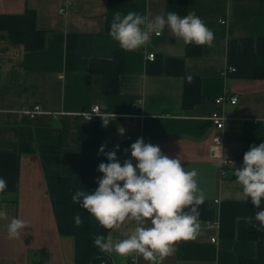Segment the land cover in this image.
Masks as SVG:
<instances>
[{
    "label": "crops",
    "instance_id": "1",
    "mask_svg": "<svg viewBox=\"0 0 264 264\" xmlns=\"http://www.w3.org/2000/svg\"><path fill=\"white\" fill-rule=\"evenodd\" d=\"M187 3L188 13L195 12L215 33L213 47L202 46L198 58L188 57L186 44L167 27L136 51L122 49L109 36L115 16L166 15L168 0H0V16L31 10L36 30L45 35L44 48L29 52L0 30V178L7 181L0 207L9 220L28 225L21 238L9 239L7 221H0V264H73V240L58 232L47 179L78 175L82 157L106 155H98L102 145L107 153L128 138L124 160L132 159L131 144L143 138L169 158L179 157L187 170L196 169L206 197L199 206V234L178 241L163 264H239L241 257H257V241L239 236V225L249 216L258 223L254 215L260 209L241 198L231 166L217 165L227 156L233 166H242L237 158L264 143V77L254 76L257 40L264 38V0ZM118 50L126 60L121 90L107 96L102 77L91 74L89 66ZM188 77L200 79L202 100L185 110ZM226 93L237 96L238 103L215 104ZM35 106L40 112L32 117L26 110ZM94 106L99 113L87 120ZM215 111L225 118L222 131L211 120ZM100 117L109 118L107 127ZM219 133L222 146L213 152ZM22 143L32 153L21 154ZM41 147L58 152L42 153ZM134 228V222L125 223L107 237L115 242ZM257 237L264 241V231H257ZM109 257L111 264H150L136 253Z\"/></svg>",
    "mask_w": 264,
    "mask_h": 264
},
{
    "label": "clouds",
    "instance_id": "2",
    "mask_svg": "<svg viewBox=\"0 0 264 264\" xmlns=\"http://www.w3.org/2000/svg\"><path fill=\"white\" fill-rule=\"evenodd\" d=\"M63 15V9L60 10ZM170 29L176 39L185 44L213 47L215 33L202 19L191 12L181 17L175 12L148 17L137 12H128L121 17L115 16L110 25L109 36L126 51H136L151 43L153 34L159 36L165 28ZM107 127L108 117H100ZM123 134L124 130H120ZM106 145L98 150L106 154L108 163H100L98 171L103 173L97 179L98 187L92 191L77 189L72 201L85 209L103 228L120 229L125 223H135L126 238L113 241L97 235L94 246L104 254L127 258L131 254L141 255L150 264H163L165 258L175 252V245L181 240L195 239L199 234V206L206 199L198 186V171L187 170L179 157L172 159L164 155L159 146L145 143L138 138L130 146L132 159L123 165L117 158L119 145L105 153ZM127 151V150H126ZM133 159L137 161L133 164ZM233 161L226 156L219 166L230 164L234 169L235 183L240 186L241 198L251 200L255 209L254 220L249 216L246 221L256 231H264V143L251 146L245 152L243 165L233 167ZM7 181L0 178V194L5 193ZM75 224L83 221L76 215ZM0 221H7L9 239H19L28 227L25 221L11 218L0 207Z\"/></svg>",
    "mask_w": 264,
    "mask_h": 264
},
{
    "label": "trees",
    "instance_id": "3",
    "mask_svg": "<svg viewBox=\"0 0 264 264\" xmlns=\"http://www.w3.org/2000/svg\"><path fill=\"white\" fill-rule=\"evenodd\" d=\"M167 12H175L180 16L188 15L187 0H168ZM108 25V31H110ZM0 30H5L16 43H22L27 50L39 51L44 48L45 35L35 28V13L28 10L23 15L0 16ZM188 57L198 58L202 54V46L186 44ZM125 54L123 50L115 51L109 60H91L89 70L93 75L102 77V91L107 96L118 95L120 89V78L124 73ZM254 76L264 77V38L258 39L256 44V61ZM201 81L197 77H188L184 82L183 108L193 109L201 103ZM130 142V141H129ZM124 142L117 151V158L123 165L124 149L130 143ZM42 153H56L57 148L41 147ZM20 152L32 153V149L25 143L20 146ZM243 161V156L237 158ZM108 163L106 155L82 157L79 164L78 175L72 177H49L47 179V190L53 207L57 229L61 237L73 240L74 263L73 264H111L109 255L101 253L94 246V238L103 235L107 238L109 229L103 228L85 209L78 203L72 201V196L77 189L92 191L98 187L97 179L103 177L97 169L100 163ZM234 168H240L241 166ZM234 172V169L230 167ZM235 179L233 174H230ZM250 200V199H249ZM4 199H0V204ZM79 215L83 223L75 224V216ZM253 223V222H252ZM245 239L257 241V257L255 259L239 258V264H264V241L257 237V231L248 222L239 225V236ZM42 264V263H33Z\"/></svg>",
    "mask_w": 264,
    "mask_h": 264
},
{
    "label": "built area",
    "instance_id": "4",
    "mask_svg": "<svg viewBox=\"0 0 264 264\" xmlns=\"http://www.w3.org/2000/svg\"><path fill=\"white\" fill-rule=\"evenodd\" d=\"M63 12L67 10V8H62ZM154 55L151 54L149 55V60H153ZM231 71H235V69H231ZM223 103H229L230 105H236L238 103V98L235 95H231L229 93L223 94L219 96L218 98L215 99V104L221 105ZM27 113L34 117L38 112H40V108L35 106L32 109H27ZM99 113V107L94 106L89 114H87L86 119L91 120L93 116L97 115ZM211 120L213 122V125L217 131H222L225 125V118L219 114L218 112H214L211 115ZM131 141V138H128L127 142ZM222 146V136L219 134H216L215 137L213 138V152H216V149H219ZM226 166H231L230 164H225ZM212 242L215 243V239H212Z\"/></svg>",
    "mask_w": 264,
    "mask_h": 264
}]
</instances>
